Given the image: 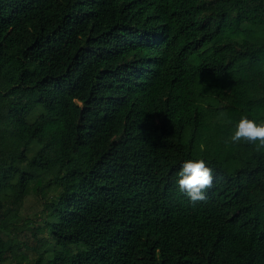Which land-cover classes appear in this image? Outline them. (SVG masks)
Returning <instances> with one entry per match:
<instances>
[{
  "label": "trees",
  "instance_id": "trees-1",
  "mask_svg": "<svg viewBox=\"0 0 264 264\" xmlns=\"http://www.w3.org/2000/svg\"><path fill=\"white\" fill-rule=\"evenodd\" d=\"M245 114L264 0H0V264L49 236V264H264V149L226 143ZM189 159L216 176L196 205Z\"/></svg>",
  "mask_w": 264,
  "mask_h": 264
},
{
  "label": "clouds",
  "instance_id": "clouds-1",
  "mask_svg": "<svg viewBox=\"0 0 264 264\" xmlns=\"http://www.w3.org/2000/svg\"><path fill=\"white\" fill-rule=\"evenodd\" d=\"M221 113V116H224ZM240 142L256 146L257 151L264 149V122H257L242 115L236 123L232 134L226 143L238 144ZM215 172L203 159L186 160L177 173L176 183L179 191L185 194L193 205L206 202L207 192L214 186Z\"/></svg>",
  "mask_w": 264,
  "mask_h": 264
},
{
  "label": "rangeland",
  "instance_id": "rangeland-1",
  "mask_svg": "<svg viewBox=\"0 0 264 264\" xmlns=\"http://www.w3.org/2000/svg\"><path fill=\"white\" fill-rule=\"evenodd\" d=\"M51 237L49 236L48 237V241L49 242H51V244L50 245H48V247H47V251H49L48 252V254L46 255V258H45V260H44V263L43 264H49V262L52 260V258H53V250H49V248H52V243H53V241L50 239ZM50 239V240H49Z\"/></svg>",
  "mask_w": 264,
  "mask_h": 264
}]
</instances>
